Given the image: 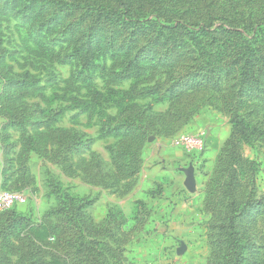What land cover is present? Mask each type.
Wrapping results in <instances>:
<instances>
[{"label":"rangeland","instance_id":"374dc122","mask_svg":"<svg viewBox=\"0 0 264 264\" xmlns=\"http://www.w3.org/2000/svg\"><path fill=\"white\" fill-rule=\"evenodd\" d=\"M127 2L0 0V264H264V0Z\"/></svg>","mask_w":264,"mask_h":264},{"label":"built area","instance_id":"2783aa9c","mask_svg":"<svg viewBox=\"0 0 264 264\" xmlns=\"http://www.w3.org/2000/svg\"><path fill=\"white\" fill-rule=\"evenodd\" d=\"M183 143L202 152L204 150V138L199 135H194L191 137H183ZM26 198L17 192H0V209H12L15 205L24 204Z\"/></svg>","mask_w":264,"mask_h":264},{"label":"trees","instance_id":"16d2710c","mask_svg":"<svg viewBox=\"0 0 264 264\" xmlns=\"http://www.w3.org/2000/svg\"><path fill=\"white\" fill-rule=\"evenodd\" d=\"M116 1L119 2L120 5L125 8V11H127V13L129 15H131V16L134 15L131 4L127 2L129 0H116ZM241 53H243L242 49L240 50L239 54H241ZM258 61H259L258 58H256V56L253 54H250V56H248L247 58H246V56H242L239 59L240 66L242 68L241 71L243 72L244 77L250 78L256 74L257 68L259 67ZM260 62L264 63L263 61H260Z\"/></svg>","mask_w":264,"mask_h":264},{"label":"water","instance_id":"95a60500","mask_svg":"<svg viewBox=\"0 0 264 264\" xmlns=\"http://www.w3.org/2000/svg\"><path fill=\"white\" fill-rule=\"evenodd\" d=\"M194 178H193V174L192 173H188L187 175V180H186V186L189 190H193L194 188Z\"/></svg>","mask_w":264,"mask_h":264}]
</instances>
